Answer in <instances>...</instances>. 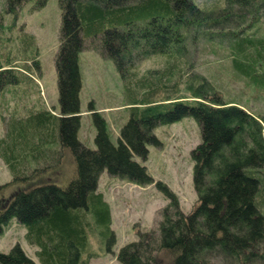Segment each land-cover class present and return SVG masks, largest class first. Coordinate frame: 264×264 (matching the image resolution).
<instances>
[{"label":"trees","instance_id":"16d2710c","mask_svg":"<svg viewBox=\"0 0 264 264\" xmlns=\"http://www.w3.org/2000/svg\"><path fill=\"white\" fill-rule=\"evenodd\" d=\"M28 1L3 0V15L16 16ZM45 3L38 0L36 7ZM57 3L58 115L39 110L14 119L0 139V158L11 175L9 182L0 184V237L15 221L25 229L27 244L35 247L37 263L15 244L7 253L0 252V264H88L96 257L89 238L95 236L107 247L113 239L109 206L97 192L100 174L105 171L139 186L150 185L152 177L134 157L144 161L147 146L159 144L153 134L156 127L185 117L192 118L200 131V143L191 152L196 204L190 213H182L173 192L158 183L169 202L157 229L138 233L136 241L119 249L117 261L264 264V120L224 100L205 77L190 74L185 45L187 33L234 24V15H249L248 24L226 31L231 37L230 63L239 75L264 88V36L249 33L264 0H225L215 16L192 0ZM20 40L22 50L34 44L27 33ZM85 44L112 60L123 88L133 93L116 146L95 112L96 149L77 140L78 55ZM149 56L164 57V66L138 78L135 61ZM27 66L37 70L38 62L33 59ZM20 67L0 64V97L5 88L27 79L17 76ZM183 78L189 96L180 94ZM61 167L68 173L61 175Z\"/></svg>","mask_w":264,"mask_h":264},{"label":"rangeland","instance_id":"374dc122","mask_svg":"<svg viewBox=\"0 0 264 264\" xmlns=\"http://www.w3.org/2000/svg\"><path fill=\"white\" fill-rule=\"evenodd\" d=\"M37 1L29 0L17 11L16 16H12L3 15L4 5L3 0H0V64L13 69L22 66L17 76L22 74L27 78L17 86L5 88L0 97V139L5 136L8 123L14 119L27 117L39 110H49L51 114L58 115L54 59L59 47L61 11L57 0H46L45 5L39 8L36 7ZM192 1L199 9L213 16L225 6V0ZM258 10L257 21L249 33L256 32L264 36V5ZM241 17L233 16L231 22H235V25L229 22L216 28H206L207 31L201 28L187 33V71L205 77L215 85L224 100L239 104L264 120V88L254 86L239 75L230 63L231 37L226 31L249 23V15ZM26 33L34 37V44L31 49L22 50L20 38ZM87 46L85 44L86 48L78 55L81 87L78 93L77 140L89 149H96L94 138L97 128L92 115L95 112L104 119L109 141L116 146L119 130L129 116L128 103L133 93L123 88L112 60ZM33 59L38 62L37 70L27 66ZM164 63L165 58L160 56L140 58L135 61L134 70L137 77L141 78L148 71L161 69ZM184 80L180 81V94L189 96L183 90ZM159 96H155V99ZM153 134L159 144L147 146L148 154L144 161L134 157L152 177L150 185L139 186L126 179L110 176L105 171L100 174L97 192L102 194L109 206L113 239L107 247V242L95 236L90 237V250L96 257L90 259L88 264H120L116 259L119 249L136 241L138 233L157 229L162 210L169 202L156 186L158 183L173 192L182 213H190L196 204L191 159V152L200 143L196 122L185 117L176 123L156 127ZM262 135L264 137V130ZM61 169V175L69 171L65 167ZM10 180L9 170L0 158V184ZM24 234L25 229L13 221L0 237V252L7 253L13 245L18 244L26 256L37 263L36 249L27 244Z\"/></svg>","mask_w":264,"mask_h":264}]
</instances>
